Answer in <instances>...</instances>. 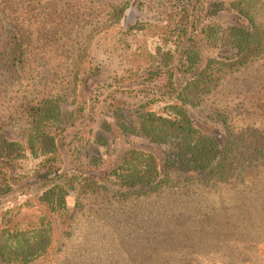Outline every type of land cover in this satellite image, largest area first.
Returning a JSON list of instances; mask_svg holds the SVG:
<instances>
[{
  "label": "rangeland",
  "instance_id": "obj_1",
  "mask_svg": "<svg viewBox=\"0 0 264 264\" xmlns=\"http://www.w3.org/2000/svg\"><path fill=\"white\" fill-rule=\"evenodd\" d=\"M118 1L64 0L76 4L70 6L76 12L70 29L74 36L44 42L40 74L0 76V134L22 140L25 125L10 118L21 95L42 88L45 81V90L56 88L52 79L73 75L70 67L60 65L72 55L61 57L56 46L87 45L78 101L64 105L66 121L56 131L58 169L67 176L91 175L107 185L106 173L127 148L164 155V146L124 127L137 125V112L144 106L160 110L169 100L163 75L173 62L166 55L195 36L203 65L218 51L203 40L200 28L236 21L228 9L230 0L222 2L221 10L218 0H126L125 13L114 21L109 11ZM5 35L0 28V44ZM183 74L175 70L176 87ZM259 98L264 99V58L242 67L188 112L197 126L214 135L223 134L215 112H230L233 125L264 130ZM39 161L28 156L17 162L13 175L20 181L0 196V228L25 226L44 211L38 199L42 186L32 177ZM70 194L68 215L52 216L51 251L32 264H264V169L242 184L179 182L123 201L111 193L97 198L76 190Z\"/></svg>",
  "mask_w": 264,
  "mask_h": 264
},
{
  "label": "trees",
  "instance_id": "obj_2",
  "mask_svg": "<svg viewBox=\"0 0 264 264\" xmlns=\"http://www.w3.org/2000/svg\"><path fill=\"white\" fill-rule=\"evenodd\" d=\"M223 1L218 0L220 10ZM70 6L76 4L64 0H0V28L6 32L0 44V76L20 78L22 74H40L38 60L43 57L40 53L44 42H56L58 36H74L70 29L76 12ZM127 7L126 0H119L111 6L109 14L114 21L119 20ZM228 9L236 21L205 24L199 30L203 40L214 45L218 52L201 65V50L195 36L187 38L188 44L177 43L175 52L166 55L173 64L163 75L170 90L169 100L160 110L144 106L137 112V125L124 127L164 146L163 157L158 158L149 150L127 148L106 173L110 185L99 184L91 175L67 176L59 172L56 131L66 121L64 105L78 101L79 74L85 70L82 65L87 45L55 47L61 57L65 53L72 55L70 62L60 65L70 67L73 75L52 79L56 88L45 90L43 86H48L45 81L42 88L21 95L10 118L25 125L22 140L0 134V196L11 192L20 181L19 176L13 175L17 162L31 156L40 160L32 177L42 186L38 199L44 207L25 226L0 228V264H32L48 256L54 243L52 216L68 215L71 191L96 198L111 193L114 199L123 201L179 182L203 186L242 184L263 171V129L248 124L233 125L230 112H215L223 134L214 135L197 126L188 112L189 107L211 96L242 67L264 58V0H230ZM176 69L184 72L179 87L173 82ZM41 83V78L36 80V85ZM258 100L262 109L264 99ZM21 178L27 180L28 176ZM112 185L117 189L113 190Z\"/></svg>",
  "mask_w": 264,
  "mask_h": 264
}]
</instances>
